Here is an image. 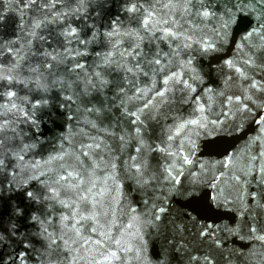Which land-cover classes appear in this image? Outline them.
Returning <instances> with one entry per match:
<instances>
[{"label":"water","instance_id":"water-1","mask_svg":"<svg viewBox=\"0 0 264 264\" xmlns=\"http://www.w3.org/2000/svg\"><path fill=\"white\" fill-rule=\"evenodd\" d=\"M132 2L0 0L2 264H264V3Z\"/></svg>","mask_w":264,"mask_h":264},{"label":"snow or ice","instance_id":"snow-or-ice-1","mask_svg":"<svg viewBox=\"0 0 264 264\" xmlns=\"http://www.w3.org/2000/svg\"><path fill=\"white\" fill-rule=\"evenodd\" d=\"M32 2L35 3L36 0H32ZM129 2L131 3V6L127 8V11L130 12V13L137 12L138 9H137L135 3H133L132 0H129ZM168 2L169 3H181V2L184 3L186 5V7L184 9L185 14H187L189 12V7H187L188 5H193L194 3L198 2L201 5L200 9L197 11V15L198 16L207 18L211 14L209 12V10H208L210 4H206L205 0H168ZM80 3L82 4L83 0H80ZM261 3H264V0H261ZM57 18L58 17H52L51 22L54 23ZM0 22H3L2 19H0ZM41 23H43V21H37L35 23V25H34V28L35 29H39L41 27ZM153 23H158V21H154L153 13L152 12H148L147 16H145V18L143 20V25L147 29V28H149V25L153 24ZM164 23L167 24V21H165ZM162 33H163V35H162L161 38H164V39H167L170 36L171 37H175V36L178 35V33L176 31H174L171 27H164L162 29ZM89 34L93 38L96 35L95 32H90ZM112 34H113L112 32L108 33L109 36H111ZM33 35H35V32L33 33ZM61 35H63L65 38L77 37V30H76V28L66 29L64 32L61 33ZM79 42L80 43H88L90 41H86V40L80 39ZM43 54L51 56L53 60L60 59V57H58L56 55L55 50H53V52H51V53H43ZM77 55H79V53H77ZM135 55L136 56H140L141 54L139 52H136ZM22 59H23V57L18 56L16 64H14L13 67L15 68L19 64L20 60H22ZM144 62L145 63H149V64L154 63L156 65H160L161 64V60L159 58V53H156L154 56L151 55V52L144 53ZM44 63L49 68L52 67V65L48 64L47 61H45ZM139 66H140V61L138 60L137 61V67H139ZM82 67H83V65L79 61L75 62V68L76 69H79V68H82ZM32 71H38V69H32ZM237 71H240V70L237 69ZM96 76L100 78V82L101 83H105V81H103V77H102L101 73L97 72ZM170 78L171 77H169V79ZM5 80L8 81V85H7L6 91L3 90L5 88V86L3 85V81H5ZM14 80H15V76H13L11 74H5L2 70H0V97H3L4 95H7V97L9 98L8 103H10L11 107H13V108L16 107L15 101H13L11 99L12 97H14L16 95L15 91L12 90V84H13ZM164 82H165V84H167L168 80L166 79ZM60 83L63 84V81H60ZM68 86L71 87V84H69ZM95 86H96V83L94 82V80L89 78L88 80H86L84 82V92H83V94L87 95L89 88L90 87H95ZM164 91H166V89L163 90V91H160L159 95L163 96L164 95ZM4 106H5V104L3 102H0V107H4ZM261 107H264V105H261ZM89 110L91 111L92 109H89ZM138 119H139V117L137 116V120ZM255 120L258 121L260 124L264 125V118H262L259 113H257V115L255 117ZM134 123H135V121H134ZM191 123L195 124L196 121H191ZM3 127H4L3 124L0 123V132L3 131ZM181 127H183V125H181ZM136 131H137V133H139L141 131V129L139 127H137ZM2 150H3V139H2V137H0V153H2ZM85 155H87V153H85ZM21 159H22V157H21ZM132 159L135 160V157H133ZM0 167H3V159H0ZM136 171L137 172L140 171L139 166H136ZM68 175L71 176L72 173L69 172ZM20 195L23 198H25V199H29V200L33 199V193L31 191L22 192ZM21 202L23 203V200ZM14 211L16 212V214L18 216H21V217L24 216V210L20 209L19 207H17V209H15ZM3 214L4 213H0V235H2L4 232L8 231V229L3 227ZM29 219H34V217H29ZM13 229L15 231H18V229H15V226H13ZM53 259H55V258H53ZM2 262H3V255L0 254V264H2Z\"/></svg>","mask_w":264,"mask_h":264}]
</instances>
